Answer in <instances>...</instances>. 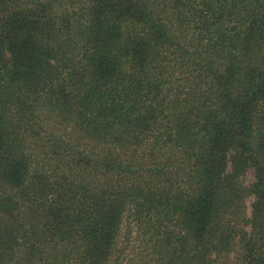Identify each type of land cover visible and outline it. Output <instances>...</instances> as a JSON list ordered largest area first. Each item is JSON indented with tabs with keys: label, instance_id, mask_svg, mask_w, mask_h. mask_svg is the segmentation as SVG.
<instances>
[{
	"label": "trees",
	"instance_id": "1",
	"mask_svg": "<svg viewBox=\"0 0 264 264\" xmlns=\"http://www.w3.org/2000/svg\"><path fill=\"white\" fill-rule=\"evenodd\" d=\"M61 1L0 0V264H264V0Z\"/></svg>",
	"mask_w": 264,
	"mask_h": 264
},
{
	"label": "rangeland",
	"instance_id": "2",
	"mask_svg": "<svg viewBox=\"0 0 264 264\" xmlns=\"http://www.w3.org/2000/svg\"><path fill=\"white\" fill-rule=\"evenodd\" d=\"M67 1V0H66ZM61 2H65L62 0ZM80 2L87 3L86 0L75 1L76 4ZM62 6V5H61ZM77 8V7H76ZM72 13L75 11L74 7H70ZM75 13V12H74ZM180 84H184L183 80H178ZM178 81L176 82L178 84ZM187 83V82H186ZM58 130V133L62 132ZM64 131V130H63ZM60 134H63L60 133ZM67 136L66 138H69ZM45 140L39 143V146L43 148L36 149L37 153H41L45 150L44 146ZM45 152H43L44 156ZM45 163H49L48 158L44 156ZM50 160V159H49ZM55 163V162H53ZM242 181L244 185L250 186L255 181V171L250 168L245 171L242 175ZM254 202V197L251 196L247 199V209L250 214L252 210V203ZM149 224L135 222L134 219H128L125 222L123 232L120 238L118 252L115 256V261L123 264H165L164 261L160 260L155 252V239L153 233L149 229ZM230 249V248H229ZM227 252L225 256L222 257V264H237L239 258V253L234 251V246Z\"/></svg>",
	"mask_w": 264,
	"mask_h": 264
}]
</instances>
